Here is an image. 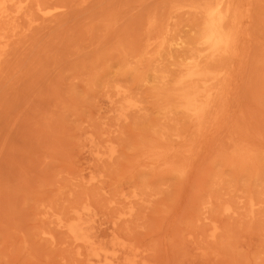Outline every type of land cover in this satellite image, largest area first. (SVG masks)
Listing matches in <instances>:
<instances>
[{"label":"rangeland","instance_id":"1","mask_svg":"<svg viewBox=\"0 0 264 264\" xmlns=\"http://www.w3.org/2000/svg\"><path fill=\"white\" fill-rule=\"evenodd\" d=\"M15 1L6 2L14 18L0 32V51L14 46L4 53V64L12 58L10 68H1L8 75L0 76V264H264V0H230L239 54L227 94L203 126L178 110L164 114L166 101L153 87L160 71L170 79L176 59L190 56L191 35L201 28L194 18L210 0H38L27 11L29 0ZM49 5L64 12L44 17ZM152 128L165 144L155 145L184 153L178 158L183 174L150 163L146 146L159 135H148ZM237 144L255 149L247 161L253 170L246 163L229 167ZM191 148H198L193 155ZM253 201L262 209L259 221L249 215ZM224 207L237 210L234 217ZM84 211L97 227L96 249L76 246L56 224L65 213L61 220L73 223Z\"/></svg>","mask_w":264,"mask_h":264},{"label":"bare ground","instance_id":"2","mask_svg":"<svg viewBox=\"0 0 264 264\" xmlns=\"http://www.w3.org/2000/svg\"><path fill=\"white\" fill-rule=\"evenodd\" d=\"M7 1H12V0H0V32H2V30H4L5 29V24H8L9 22H11V20H12V18H14V15H10V13H7V10L5 9L7 6H8V4H7V6H6V2ZM19 1V0H18ZM25 0H22V2H24ZM44 1V0H43ZM50 2L52 1V0H49ZM197 1H199V0H197ZM202 1V0H201ZM14 2H16V4H17V1H15L14 0ZM33 2H36V4H37V2H38V0H29V2H27L25 5H24V7H23V11H27V10H29L28 8H31V7H29L30 6V4L32 5L33 4ZM40 2V1H39ZM38 2V3H39ZM45 2V1H44ZM43 2V3H44ZM47 2V1H46ZM194 3H196L195 2V0L193 1ZM193 2H191L190 1V3L191 4H193ZM200 2V1H199ZM13 3V2H12ZM14 4V3H13ZM15 4V5H16ZM40 4V3H39ZM47 4H48V2H47ZM198 4V3H197ZM202 5V7H200V12H201V16H200V19L199 20H196L195 18H194V21H196L195 23L196 24H200L201 25V28L199 27V26H197V30H198V27L200 28V33L198 32L196 35L197 36H195V34H194V36H192L191 35V38H192V40L190 41V37L188 38V40L190 41H188L190 44H188L189 45V47H190V56H188V57H184L183 59H181V60H177L176 59V61L174 62L175 64H177L178 66H179V68H177L175 71H173V73L171 74L172 76H171V78L170 79H165V77H167L168 78V76H166L165 74H164V71H160V73L155 77L156 79V82H158V84L157 85H155L154 87H153V90H154V93H157L158 95H160L161 97H164V101H166V105H164V106H166V108L164 109L163 107H162V112H164V111H171V109H174V110H178V113L180 112L181 113V116L182 117H185V118H187L190 122H194V124L196 123V125H201L202 124V126H203V124H204V122H206V121H208L207 119H208V117L210 116V115H212V114H214L215 112H216V109L218 108V106L220 105V103L222 102V100L224 99V97H225V95L227 94L226 93V89H227V87H228V85H230V81H231V77H232V74H231V71H230V65L232 64V62H233V60L235 59L234 57L235 56H238V52H237V49H236V44H237V37H238V34H237V28H236V24L235 23H233L232 21H231V19H230V15L232 14V13H230V0H210V1H204V3L202 2L201 3ZM15 5H12V6H15ZM20 5V4H19ZM23 5V4H22ZM33 5H35V3L33 4ZM32 5V6H33ZM46 5V4H45ZM67 5V4H66ZM66 5H62V8H66L67 6ZM189 5V4H188ZM200 5V4H199ZM36 7H38L37 5H36ZM39 7H40V5H39ZM48 6H46V7H44L43 6V9L45 8V12H44V10L42 11L41 10V8L39 9V11H42L43 12V14H44V17H46V15L47 16H51V15H53V17H54V14L56 13V8L55 7H50V5H49V7L47 8ZM58 7H60L59 5H58ZM69 7V6H68ZM67 7V8H68ZM10 8H12V7H10ZM195 8V7H194ZM9 9V8H8ZM13 9V8H12ZM20 9H22V7H20L19 6V10ZM34 9H35V6H34ZM10 10V9H9ZM32 10H33V8H32ZM195 10V9H194ZM12 11V10H11ZM15 10L13 9V12H14ZM34 11H36V9L34 10ZM61 11H62V9H61ZM65 11H66V9H65ZM191 11V10H190ZM10 12V11H9ZM30 11H28V13H29ZM33 12V11H32ZM63 12H64V10H63ZM63 12H60V14H62ZM193 12V11H192ZM41 12H39V14H40ZM196 13V12H195ZM33 14V13H32ZM31 14V15H32ZM39 14H34V15H36L37 17L39 16ZM57 15H56V17L57 16H59L60 14H59V11H58V13H56ZM59 14V15H58ZM194 14V13H193ZM20 16V15H19ZM36 16H34V19H35V17ZM42 17H38L37 19L39 20L40 18H41V21H42V18H43V15H41ZM32 17V16H31ZM19 18V17H18ZM16 20H18L17 18H15ZM19 19H21V17L19 18ZM54 19V18H53ZM36 20V19H35ZM37 20V21H38ZM48 20H50V19H48ZM26 21H27V19H26ZM26 21H24L25 23H26ZM41 21H39V23L41 22ZM17 22V21H16ZM12 23V22H11ZM21 23V22H20ZM194 23V22H193ZM195 23L193 24V25H195ZM23 24V23H22ZM31 24V23H30ZM37 24V23H36ZM26 25H27V23H26ZM39 25V24H38ZM37 25V26H38ZM23 26H25L24 24L22 25V27H21V29L19 28V30H21L22 31V28H23ZM34 25L32 26V30L34 31ZM196 27V26H195ZM25 28H26V26H25ZM24 28V29H25ZM238 28H239V26H238ZM12 30H13V28H11ZM32 30H29L28 29V31H29V33L31 34V33H33V31ZM196 30V31H197ZM16 31V30H15ZM31 31V32H30ZM19 32H17V34H18ZM22 33H23V31H22ZM196 33V32H195ZM16 34V32H14V36H17V35H15ZM27 34H28V32H27ZM22 35V37L24 36L25 37V35H24V33L23 34H20L19 33V36H21ZM29 35V34H28ZM27 35V36H28ZM7 38H9L8 37V34H7V36H6ZM164 37V36H163ZM16 39V38H15ZM18 39H19V37H18ZM170 39V38H169ZM174 39V38H173ZM14 40V39H13ZM12 40V41H13ZM166 40H167V37H166ZM175 40H177V39H175ZM10 41V40H9ZM11 41V42H12ZM168 41V40H167ZM16 42V43H15ZM186 42V41H185ZM187 42V43H188ZM9 44H10V42H8ZM12 43H14L15 45L17 44V40H14V42H12ZM9 44H7V45H9ZM160 45H158V42H157V47H161V46H163V48H164V46L165 45H163V44H165V43H159ZM175 44H177V45H179L180 43H175ZM185 44V43H184ZM192 44V46H190ZM187 45V44H186ZM186 45H185V47H186ZM5 46H6V44H5ZM169 46V45H168ZM173 46H174V44H173ZM181 46V45H180ZM3 47H4V45H2V51H0L1 53H0V69L2 68V67H4V65H5V67L6 68H10L9 66H11L12 64H11V59L10 58H7L6 59V63L4 64L3 63V59L5 60V57L6 56H4V55H6L7 53H6V49L4 48L3 49ZM8 47V46H7ZM12 47H14V46H12ZM11 47V45L7 48L8 49V53L9 52H12L13 53V51H10L9 50V48H12ZM165 47H167V45L165 46ZM188 47V46H187ZM187 47H186V49H187ZM162 48V49H163ZM164 49H166V48H164ZM186 49H185V51H186ZM6 50V51H5ZM13 50V49H12ZM158 50V49H157ZM170 50L171 49H169L168 47H167V50H166V52H164V53H170ZM161 51V50H160ZM185 51H184V54H185ZM199 52H202V53H199ZM4 53H6V54H4ZM12 53H10L11 55H9L8 54V56H12ZM160 54V53H159ZM145 55V54H144ZM3 56V57H2ZM156 57V56H155ZM178 57H180V56H178ZM158 58V57H157ZM174 58V57H173ZM176 58V57H175ZM174 58V59H175ZM181 58V57H180ZM154 59V58H153ZM156 59V58H155ZM179 59V58H178ZM7 60H9V61H7ZM142 61V60H141ZM145 61V60H144ZM153 61V60H152ZM155 61V60H154ZM5 62V61H4ZM240 63V62H239ZM242 63V62H241ZM11 64V65H10ZM243 64V63H242ZM235 66V65H234ZM243 66H245V64L243 65ZM239 67H240V65H239ZM4 69L3 68V70L1 69V71H2V73L0 74V76L2 75L3 76V73H4V71H8L9 72V70L8 69ZM162 68V67H161ZM244 68V67H243ZM169 69V68H168ZM240 69H242V68H240ZM240 69H238V73L240 72H242V70H240ZM234 71V70H233ZM8 72L6 73H4L5 75H4V77H6V75H8ZM169 72V71H168ZM234 75H235V73H234ZM238 76V78H239V75L240 74H237ZM0 79H1V77H0ZM235 81H236V76H235V78H233ZM232 79V80H233ZM232 84V83H231ZM236 84H238V83H236ZM233 86H234V88L236 89V88H238V86L236 87L234 84H232ZM233 86H231V88L233 87ZM230 87V86H229ZM230 88V89H231ZM234 89V90H235ZM127 91V90H126ZM231 91V90H230ZM233 92H235V91H232V93ZM226 93V94H225ZM229 93V92H228ZM236 93H234V95H235ZM231 93H230V98H231ZM161 97H160V99H161ZM234 97V96H233ZM157 99H158V97H157ZM227 99V98H226ZM108 102H111L112 103V101L111 100H109ZM160 102H163V101H160ZM165 103V102H164ZM113 104V103H112ZM158 104V103H157ZM161 105H162V103H161ZM222 106V105H221ZM225 106H226V103H225ZM113 108V105L111 106V108L110 109H112ZM159 110H161V108H159ZM164 110V111H163ZM224 111V110H223ZM121 113H123V112H121ZM175 112H173V114H174ZM162 115H163V113H161ZM164 114H166L165 112H164ZM172 114V115H173ZM177 114V113H176ZM127 115V114H126ZM179 116H180V114H178ZM169 116V115H168ZM219 116V115H218ZM221 117H222V115H220ZM124 117V116H123ZM163 118H165L164 116H163ZM168 118V117H167ZM173 118V117H172ZM176 118H177V116H176ZM185 118H183V119H185ZM210 118V117H209ZM164 120H166V119H164ZM171 119H168V121H170ZM175 120H180L179 118L178 119H175ZM220 120V119H219ZM184 121H186V119L184 120ZM217 121V120H216ZM188 122V121H187ZM190 122H189V125H186L187 127L189 126L190 127ZM220 122V121H219ZM183 123V122H182ZM184 123H186V122H184ZM209 123V122H208ZM216 123V122H215ZM218 123V122H217ZM187 124V123H186ZM211 124V123H210ZM166 125V124H165ZM165 125H163V126H165ZM168 125H171V124H168ZM167 125V126H168ZM185 125V124H184ZM209 127H210V125L209 124H207ZM159 126H160V124H159ZM175 125H173V127H174ZM192 126V125H191ZM219 126V125H218ZM152 127H155V125L154 126H152ZM169 127V126H168ZM172 127V126H171ZM205 127H206V130L207 129H209V127H207V126H204V129H205ZM215 127V126H214ZM148 128V127H147ZM156 128V127H155ZM155 128H154V130H153V128L152 129H150V130H152L153 132H149V133H151V134H149L148 133V135H153L154 133H155ZM165 128V127H164ZM175 128V127H174ZM180 128V127H179ZM184 128V127H183ZM186 128V127H185ZM217 128V127H216ZM156 129H158V128H156ZM166 129H168V128H166ZM165 129V130H166ZM203 128H201V129H199L198 131H199V134L201 135L202 133H204V134H202L201 136H206V133L202 130ZM215 129V128H214ZM218 129H220V128H218ZM147 130H149V129H147ZM149 130V131H150ZM162 130V129H161ZM164 130V131H165ZM178 130H180V129H178ZM200 130H202V131H200ZM211 130H213V127H212V129H210V131ZM163 131V130H162ZM182 131H183V129H182ZM184 131H187V128H186V130H184ZM180 132V131H179ZM200 132H202V133H200ZM216 132H218L217 130H216ZM157 133L159 134V132L157 131ZM157 133H155V135L157 134ZM163 134L165 133V132H162ZM192 133V132H191ZM191 133H189V135L191 134ZM208 133H209V130H208ZM211 133H214V130H213V132H211ZM169 134H170V132H169ZM183 135H184V132L182 133ZM188 134V133H187ZM217 134V133H216ZM216 134H213V135H216ZM147 135V134H146ZM147 135V136H148ZM193 135V134H192ZM196 135V133L194 132V137H196L195 136ZM146 136V137H147ZM168 136V135H167ZM172 136V135H171ZM151 137V136H150ZM166 137V136H165ZM182 137V136H181ZM190 137V136H189ZM189 137H187V139L189 138ZM209 137V136H208ZM212 137V136H211ZM152 139H150V141L151 140H154V142H150L149 144H148V146H146V152H148V153H150L149 155H150V157H151V164H154L155 166H161V167H163L164 169H166L167 171H169L170 173H172V172H176V173H181V171H182V165H180V163L178 162V158H179V155H181V154H183L184 155V153H181V154H179L180 152H178V150H176V149H172V148H165V146H158L157 144L155 145V143H157V142H162V144L164 143L163 142V140H162V138H161V136H160V134L157 136L156 135V137H151ZM171 138V137H170ZM180 138V137H179ZM193 138V137H192ZM200 138V136L198 135L197 136V139H195L196 141H201V143H202V140H200L199 139ZM214 138L215 137H212V143H217V142H215V140H216V138H215V140H214ZM164 139V138H163ZM174 139V138H173ZM202 139H206L205 137L203 138L202 137ZM208 139V141L211 139H209V138H207ZM144 140V139H143ZM168 140H169V138H168ZM168 140H166L167 142H168ZM190 140V139H189ZM194 140V141H195ZM214 140V141H213ZM89 141L92 143L93 142V139H89ZM146 141V140H145ZM145 141H144V143L143 144H146L145 143ZM164 141H165V139H164ZM173 141V140H172ZM171 141V142H172ZM180 141V140H179ZM179 141H177V142H179ZM185 141H188V140H185ZM191 141V140H190ZM142 142V141H141ZM210 142V141H209ZM87 143V142H86ZM148 143V142H147ZM151 143H154V145H151ZM169 144H171L170 143V140H169V142H168ZM173 143H175V141L173 142ZM183 143H185V144H183L184 146H186L187 144V142H183ZM190 143V142H189ZM188 143V144H189ZM198 143V142H197ZM196 142H194V144L193 145H196L197 144ZM200 143V142H199ZM167 144V143H166ZM178 144V143H177ZM180 144V143H179ZM182 144V143H181ZM221 144V143H220ZM87 145V144H86ZM163 145H165V144H163ZM174 145V144H173ZM191 145V144H190ZM193 145H191V146H193ZM198 145V144H197ZM204 145V144H203ZM218 145V150H219V147L221 146V145H219V143L217 144ZM166 146H168V144L166 145ZM178 146V145H177ZM209 146V145H208ZM211 147L212 146H214V144H211L210 145ZM210 146H209V148H210ZM171 147V146H170ZM174 147V146H173ZM183 147V146H182ZM188 147V146H187ZM197 147V146H196ZM204 147H205V145H204ZM245 147H247V146H243V144H237L235 147H234V153L232 154V150H231V153H230V155H232V157H231V159L229 160L230 161V166L229 167H233V169H235L234 167H237V168H240L241 167V165L242 164H245L246 163V165H247V161H248V158H250V156H251V151H253L254 150V152L253 153H255V149H252L250 146H248L247 148H245ZM192 148H194V147H192ZM191 148V149H192ZM179 149V148H178ZM187 149V148H186ZM196 149H198V148H195V150L194 149H192V150H190L191 152H190V154L192 153V151H194V152H196ZM184 150V149H183ZM182 150V152H184ZM207 150H209V149H207ZM206 150V151H207ZM212 150L214 151V148H212ZM212 150H210V151H212ZM106 152V151H105ZM143 152V151H142ZM193 152V153H194ZM199 152H201V150L199 151ZM193 153L191 154V155H193ZM257 153H258V151H257ZM256 153V154H257ZM189 154V153H188ZM188 154L185 156V158L188 156ZM197 154H199V153H197ZM256 154H254V155H256ZM259 155H262V154H260V153H258ZM257 154V155H258ZM190 155V156H191ZM229 155V154H228ZM230 155L229 156H227L226 158H230ZM256 155V156H257ZM112 152H110L109 154H107V157H109V158H112ZM149 157L148 155H147V153H146V155H145V157ZM252 156H253V154H252ZM251 156V157H252ZM144 157V156H143ZM258 157L259 156H257V159H258ZM262 158H263V155L261 156ZM260 157V158H261ZM190 159H192L193 158V156H191V157H189ZM188 158V162L190 161V159ZM225 158V159H226ZM228 158V159H229ZM260 158L258 159V160H260ZM255 160H256V157L254 158ZM258 160H256V162H257V164H261V163H258ZM226 161H227V159H226ZM250 161V160H249ZM262 161V165H264L263 164V159L261 160ZM181 162V161H180ZM187 162V163H188ZM260 162V161H259ZM145 163V162H144ZM249 163V162H248ZM189 164V163H188ZM187 164V165H188ZM253 163H251V165H252ZM255 164V163H254ZM253 164V165H254ZM186 165V166H187ZM249 165V164H248ZM247 165V167L248 168H251L252 170H253V168L255 167H253V166H248ZM228 166V165H227ZM243 166V165H242ZM231 167V168H232ZM257 167H260V166H257ZM263 167V166H262ZM246 168V167H245ZM261 168V167H260ZM257 169L256 168V170H257V172H259V171H261L262 169H264V168H262V169ZM152 169V168H151ZM156 169V168H155ZM164 169H162V170H164ZM188 169V168H187ZM187 169L185 170V171H187ZM160 170V169H159ZM158 170V171H159ZM183 170V171H184ZM231 170V169H230ZM240 170V169H239ZM241 170L243 171V170H246V169H244V168H241ZM259 170V171H258ZM184 171V172H185ZM232 171V170H231ZM240 172L241 173V175L242 174H248V169H247V173L246 172ZM234 172V171H233ZM237 171L235 170V173H236ZM261 172H263V171H261ZM260 172V173H261ZM259 173V174H260ZM181 174H183V173H181ZM214 174V173H213ZM233 174V173H232ZM239 174V173H238ZM251 174V173H250ZM249 174V175H250ZM252 174H253V172H252ZM251 174V175H252ZM262 174V173H261ZM220 175L221 176H223V173L221 172L220 173ZM237 175V174H236ZM255 175V174H254ZM214 176V175H213ZM218 176V175H217ZM225 176V175H224ZM256 176H258V173H256ZM212 176H210V179H212L211 178ZM251 177V176H250ZM255 177V176H254ZM259 177V176H258ZM258 177H257V179H258ZM227 177L225 176V178L224 179H226ZM239 178H241V180H242V176L240 177V174H239ZM243 178H245V177H243ZM216 179H218V178H216ZM223 179V183L221 184L222 186L223 185H225L224 184V182H226L227 181V179L226 180H224ZM254 179V178H253ZM263 179V178H262ZM215 180V179H214ZM229 180V179H228ZM231 180V179H230ZM261 180V179H260ZM211 181V180H210ZM222 181V180H221ZM213 182H215V181H213ZM231 182V181H230ZM251 182V181H250ZM209 183H211V182H209ZM228 183H229V181H228ZM234 183V182H233ZM248 183H249V180H248ZM257 182H255V184H256ZM262 183V182H261ZM264 183V182H263ZM214 184H216V183H214ZM234 184H236V183H234ZM233 184V185H234ZM245 184H247L246 182H245ZM244 184V185H245ZM255 184H254V186H255ZM227 185H230V184H227ZM226 185V186H227ZM248 185V184H247ZM253 185V184H252ZM251 185V186H252ZM257 185V184H256ZM225 186V187H226ZM232 186V185H231ZM236 186V185H235ZM253 186V187H254ZM210 187V186H209ZM215 187V186H214ZM217 187V186H216ZM215 187V188H216ZM219 187V186H218ZM257 187V186H256ZM212 188V187H211ZM223 188H224V186H223ZM235 188V187H234ZM251 188V187H250ZM255 188V187H254ZM262 187H260V189H261ZM210 189V188H209ZM209 189H208V191H209ZM214 188H212V192L215 190H213ZM252 189V188H251ZM257 189V188H256ZM263 189V188H262ZM234 190V189H233ZM211 191V190H210ZM216 193H217V191H215ZM215 192H213V193H215ZM253 192V191H252ZM221 193V192H220ZM246 193H248V192H246ZM246 193L244 194L245 196H247L246 195ZM264 193V192H263ZM240 194V193H239ZM219 196H220V194H218ZM218 195H215V196H218ZM244 195H242V196H244ZM254 196H255V194H253ZM211 196L213 197L214 196V194H211ZM214 196V197H215ZM230 196V195H229ZM249 196V195H248ZM81 197H83V196H81ZM221 197H222V195H221ZM237 197H239V196H237ZM84 198H85V196H84ZM90 199H91V197H89ZM231 198H232V196H231ZM252 198H253V196H252ZM264 198V197H263ZM209 199V198H208ZM215 199V198H214ZM258 199H261V198H258ZM80 200V199H79ZM85 199H83V201H84ZM94 200V199H93ZM216 200V199H215ZM215 200H213V203H215L214 201ZM225 200V199H224ZM227 201L229 200V199H226ZM253 200H255L254 198H253ZM90 201V200H89ZM92 201V200H91ZM95 201V200H94ZM235 201H237V200H235ZM245 201V200H244ZM246 201H248V199L246 200ZM257 201V200H256ZM222 202H224V201H222ZM239 202V201H238ZM243 202V201H242ZM254 202V204H251L250 203V207H251V210H249L250 211V213H249V215H250V218H252V219H257L258 221L260 220V215H259V212L262 210H260L259 211V209L257 210L255 207H254V205H255V201H253ZM258 202V201H257ZM261 202V201H260ZM264 202V201H263ZM92 203V202H91ZM205 203H207V202H205ZM211 203H212V201H211ZM220 203V202H219ZM219 203L217 202V206L219 207ZM225 203V202H224ZM244 204H245V202H243ZM96 204V203H95ZM232 204V203H231ZM230 204V205H231ZM235 204H236V202H235ZM238 204V203H237ZM247 204V203H246ZM74 205H76V204H74ZM79 205V204H78ZM206 205H208V204H206ZM212 205H215V204H212ZM257 205V204H256ZM264 205V204H263ZM262 205V207L264 208V206ZM94 208L96 207V205H92ZM222 206V205H221ZM238 206V205H237ZM207 207V209H205V211L204 212H207V214H208V212H211L212 213V211H209V210H211V208H214V206H210L209 205V207L210 208H208V206H206ZM259 207V206H258ZM65 209H67L66 207H64ZM71 208H72V205H71ZM76 208H77V206H76ZM246 208V207H245ZM63 210V211H66V210ZM68 209H69V206H68ZM68 209H67V212H68ZM78 209H79V207H78ZM209 209V210H208ZM224 209V211L225 212H227V214L229 215V217L231 216H233V213L235 212V211H237V210H235L234 208H232L233 210H230L229 209V207H224L223 208ZM247 209V208H246ZM249 209V208H248ZM221 210V209H220ZM256 210H257V212H256ZM214 211V210H213ZM245 211V210H244ZM59 212V211H58ZM60 212H61V210H60ZM59 212V213H60ZM69 212H71V210H69ZM69 212H68V214H69ZM203 212V213H204ZM239 212H241V211H239ZM58 213V214H59ZM62 213V212H61ZM210 213V214H211ZM214 213V212H213ZM217 213V212H216ZM219 213V212H218ZM248 213V212H247ZM262 213V212H261ZM264 213V212H263ZM263 213H262V215H263ZM68 214H63L62 215V217H61V219L63 218V216H69ZM70 215H73V214H70ZM215 215V214H214ZM213 214H212V218H214L215 216H214ZM228 215H224V216H228ZM242 215H244V214H242ZM246 215V214H245ZM244 215V216H245ZM75 218H72V219H75V221L73 222V223H70V224H67L66 223V221H62L61 219H59L58 221H56V224L58 225V226H60V227H64V232L66 233H68L70 236H71V239L73 240H71V242H76V246H81V248L83 247V246H89V247H92V249H96V248H98L97 246H96V239H97V237L99 236L98 235V233H97V227H96V225L94 224V222H93V219L91 218V217H89V215H88V212H81V213H78L76 216L75 215H73ZM72 216V217H73ZM211 216V215H210ZM218 216H220V214L218 215ZM66 217V218H67ZM234 217V216H233ZM205 218H209L210 219V217L207 215H205ZM249 218V219H250ZM68 219V218H67ZM218 219V218H217ZM217 219H216V221H217ZM249 219H247V220H249ZM53 220V219H52ZM70 220H71V217H70ZM211 220V219H210ZM264 220V219H263ZM69 221V220H68ZM67 221V222H68ZM214 221H215V218H214ZM252 221V220H251ZM255 221V220H254ZM262 221V220H261ZM217 222H219V219H218V221ZM55 223V222H54ZM256 223H258L257 221H256ZM259 224H261V225H263V223H259ZM110 225H108V227H109ZM218 227L220 228V224L218 223V225H214V228L212 229V231H211V233H210V236L214 239L215 237H216V235H217V229H218ZM262 228H263V226H262ZM211 229V228H210ZM116 231V230H115ZM67 233H66V235H67ZM101 233V232H100ZM120 233V232H119ZM119 233H117L118 235H119ZM219 233V232H218ZM105 234V233H104ZM70 236H68L69 237V240H70ZM120 237V236H119ZM122 237V236H121ZM70 243V242H69ZM75 246V247H76ZM84 249V248H83ZM82 249V250H83ZM126 253V252H125ZM119 256H120V254H119ZM119 256H117V257H119ZM120 258V257H119ZM118 258V259H119ZM121 258H122V255H121ZM120 258V259H121ZM121 262V261H120ZM115 264H120L119 262H117V263H115Z\"/></svg>","mask_w":264,"mask_h":264}]
</instances>
